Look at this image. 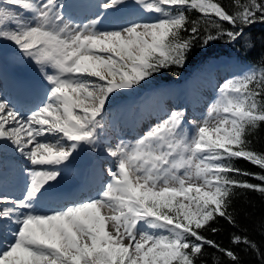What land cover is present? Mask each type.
Masks as SVG:
<instances>
[{
	"label": "snow or ice",
	"instance_id": "1",
	"mask_svg": "<svg viewBox=\"0 0 264 264\" xmlns=\"http://www.w3.org/2000/svg\"><path fill=\"white\" fill-rule=\"evenodd\" d=\"M123 3L104 0L99 7ZM136 3L158 19L101 30L100 16L83 24L65 19L60 0H0V40L33 60L50 85L46 102L27 117L0 99V139L33 166L21 199L0 198L6 205L0 221L15 225L0 246V264H199L205 245L239 264L233 250L203 232H218L212 226L218 218L235 225L236 189L264 193V152L250 139L264 124V63L226 80L191 128L184 111H172L134 143L109 146L116 166L95 197L36 210L45 185L60 176L58 166L82 144L98 143L113 93L182 66L202 31L204 44L223 35L235 41L247 26L264 22V0H232V12L219 0ZM193 11L200 16L191 19ZM240 159L260 172L237 167ZM232 243L256 248L239 235Z\"/></svg>",
	"mask_w": 264,
	"mask_h": 264
},
{
	"label": "rangeland",
	"instance_id": "2",
	"mask_svg": "<svg viewBox=\"0 0 264 264\" xmlns=\"http://www.w3.org/2000/svg\"><path fill=\"white\" fill-rule=\"evenodd\" d=\"M103 2L104 0H98L95 2V5H97V7L96 6L95 7L100 9V11H102L103 9H101L99 5L102 4ZM126 4L127 5H124L125 7L124 10L129 11L126 13V16L133 17V19L130 22L121 26L109 25L99 28L101 30H112V29H118L122 26H127L128 24L134 22H152L158 19L157 14L146 12L141 5L136 3V0L131 1L129 4L126 2ZM92 20L93 19H90V21ZM0 63L6 66L9 72L20 75L23 78L22 79L23 82L27 83L29 86H34L37 88H43L44 86L48 88L50 87L40 67L33 60L23 55V53L20 52L18 47L10 41L0 40ZM219 64H221V66L217 68L215 71L212 72L211 70H209V73H206L207 75H209V79L204 80L205 84L202 82L201 77L197 76L198 84L195 85V88L193 90L196 92L193 93L192 97L191 96L188 97L187 104L189 105L188 106L189 110H191V108L193 107L196 109V111L199 112L194 114L188 110V115L190 116L188 118H185L186 127L191 128L192 122L198 123L205 117L210 105H212V103L215 101V99L218 96L219 87L226 80H229L235 76H239L247 72L244 68L231 67L233 64L232 61L226 58H221ZM46 71H48L49 74H51V69H47ZM191 78H189L188 80H184L183 81L184 83L182 85L184 86V84L187 81H189ZM136 86H134L132 89L118 90L117 92L112 94V96L110 97L109 101L106 104L105 112L103 113L104 116L102 122L103 128L100 130L98 143L95 146L82 144L80 146L82 148L79 147L69 158L68 164H71L73 166L81 165V164L87 165L84 159V155H87L92 159V165H94L93 164L94 160H98L97 162L99 164L98 166L102 167L103 169L101 173L105 177L104 182L107 183L110 180V177L108 175V170L115 168L116 160L107 153L106 149L109 146L114 147L116 144L120 143L121 141L123 142L126 141V143H134L136 140L141 138L151 127L159 123L162 119L167 118V115L170 112L176 111V109L179 106L176 104V102H172V103L167 102L168 100L166 99L167 90H163L162 88L161 91H158L157 93L151 95H148L149 91L143 93L142 95H139L137 92L131 95L130 93L136 91L135 90ZM123 96H125L126 98ZM185 98H186L185 96H181L180 100H184ZM0 99H3L1 92H0ZM128 102H132V107H133L132 109H134L138 114L137 116L138 125L136 129L137 132L139 133V136L135 139H128L120 135L119 134L120 132H118L120 130L119 128L118 131L115 130V127H117V125L119 124V120L126 118L128 116V112H125L127 107L125 108L124 106L123 107L121 106L122 103L123 105H125L128 104ZM119 103L121 107L119 108L112 107V106H117ZM30 114L31 112L22 115L27 117ZM109 137H111V140L108 139ZM49 139H51V137H49ZM13 146L16 147L15 145ZM8 152L9 150H0V157L11 156L10 154H6ZM18 154H19L17 155L18 160H21V162L23 161L24 165H21L22 163L20 164L18 160H9V162H14L17 165L19 164L21 165L19 169L23 172V175H25L23 179L26 182L27 177L28 179H30L29 171L33 168V166L24 155H22L20 152ZM6 164L1 162L0 166L2 168H7ZM58 170L60 172V176L57 178L56 181L49 182V185H54L55 187L59 189H63L65 191H70V192L77 191L79 189V183L74 178V176L73 175L65 176V174L61 173L62 171L60 170V168H58ZM26 189L23 190L22 195L26 192ZM80 194L81 193L76 195H80ZM37 211L41 212V210H37Z\"/></svg>",
	"mask_w": 264,
	"mask_h": 264
},
{
	"label": "trees",
	"instance_id": "3",
	"mask_svg": "<svg viewBox=\"0 0 264 264\" xmlns=\"http://www.w3.org/2000/svg\"><path fill=\"white\" fill-rule=\"evenodd\" d=\"M219 2L229 12L233 11L232 0H219ZM189 15L191 19L200 16L195 11ZM222 23L224 29L233 30L227 22ZM211 33L216 35L214 29H211ZM183 35L188 36L190 33L186 32ZM205 36L206 33L202 31L196 38L182 66L170 65L153 73L138 84L139 90L150 89L163 83L180 82L195 70H202L206 63L220 56L232 59L236 65L245 67L247 71L264 63V22L257 21L247 26L243 37L235 41H230L226 35H223L204 44ZM250 139L253 141L255 150L264 152V124H261ZM235 163L243 170L260 172L258 167L243 159ZM241 179H247L254 184L260 183L251 177H241ZM230 211L233 213L235 225L229 224L223 218H218L212 226L219 231L213 233L208 230L203 234L221 247L233 250L239 257V264H264V193L250 189H236ZM233 235L247 237L256 245V248L253 249L245 244H233ZM199 264H232V262L215 248L205 245Z\"/></svg>",
	"mask_w": 264,
	"mask_h": 264
},
{
	"label": "bare ground",
	"instance_id": "4",
	"mask_svg": "<svg viewBox=\"0 0 264 264\" xmlns=\"http://www.w3.org/2000/svg\"><path fill=\"white\" fill-rule=\"evenodd\" d=\"M61 3H63L64 5V8H63V12L66 13L68 16L70 17H76L77 19H79L81 16H83L85 14V12L87 11H91L92 8L94 7V0H85L83 3H81V0H60ZM87 8V10L81 14L83 11H81V9L85 10ZM98 15L102 18L105 19V22H101L98 24V26L100 27H103V26H106L109 23V21H107L108 17H109V14L108 13H98ZM117 21H115L116 23ZM221 60H218V62L216 63H212L209 65V67H219V62ZM213 70H215L213 68ZM1 75H2V78H4V80L6 81V83L8 84V88L10 91H13L15 90L16 88H22L23 91H27L26 88L22 87L23 83L21 80H18V79H14L12 76H9V74L2 68L1 69ZM22 79V77H21ZM12 81V83H11ZM218 81V80H217ZM198 84L197 83V77H192L189 81H187L185 84H184V89H185V93L184 91H181V92H176V91H179V88L178 89H175V88H171L168 90V94L167 95V102L169 103H172V102H176L177 105H179V107L176 109V111H184L185 113V118H188L190 115H188V110H189V105L187 104V99L188 97H192L193 96V90L195 88V85ZM196 91H194L195 93ZM181 96H185V100H180V97ZM174 104V103H173ZM169 109V108H168ZM191 111L192 113H198L199 111H196L195 108H191ZM191 114V113H189ZM0 150H9L8 153L6 154H10L11 156H8V157H3V158H6L7 159H10V160H17V155H19V151L16 150V147H14L12 145V143L10 141H7V140H3V139H0ZM68 162L69 161H66L64 162L63 164H61L60 166H62L63 168H68L66 165H68ZM83 165V164H81ZM91 168V167H90ZM75 169V172L76 174L80 175L82 178H85L89 172L91 171L88 167H85V166H77L74 168ZM3 187V186H2ZM7 192L9 193H13V189H11L10 187H3ZM45 190L46 192L48 193L47 195H40L39 197V200L37 201L38 203L40 202H43L45 201V199H47L48 197H51V199H58L59 196H57L59 194L58 190L56 188H53V187H50V186H46L45 185ZM43 192V190H42ZM18 193L17 195L19 196H22L21 193L22 191H20L18 189ZM53 195L57 196V198H54ZM45 208H43L44 210ZM11 232L9 231L8 232V235L6 234V237L5 239H9L11 237ZM2 235H0V239H2L1 237ZM2 245V242L0 241V246Z\"/></svg>",
	"mask_w": 264,
	"mask_h": 264
}]
</instances>
